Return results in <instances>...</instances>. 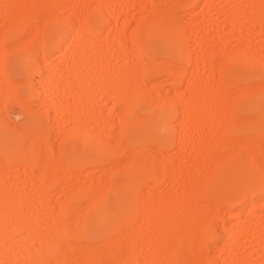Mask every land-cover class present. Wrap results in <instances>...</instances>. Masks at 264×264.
<instances>
[{
  "label": "bare ground",
  "instance_id": "1",
  "mask_svg": "<svg viewBox=\"0 0 264 264\" xmlns=\"http://www.w3.org/2000/svg\"><path fill=\"white\" fill-rule=\"evenodd\" d=\"M1 1L4 2L5 0ZM23 1H25V3ZM23 1L22 2L25 4L24 10L17 9L16 7L18 6L16 5H9L12 6L11 8L7 6L8 10L4 9L6 6H3L4 8L0 6V28H6V33L12 32V36L9 35L11 36L9 39H12V43L14 41L13 44L15 46L13 45L12 47L16 48L21 38L24 36V38L28 39L21 42H23L24 45L28 42L27 44L29 46L26 45L30 48L31 45L29 43L38 39L36 34L39 32V28L37 27L38 30L35 28L37 32L34 30V27H36L34 25L35 20H40V23L43 22V25H40L44 27L46 22L59 24L60 17L62 19L65 18L63 20H66L72 34L69 32L63 37L55 38L54 41L56 42L49 53L52 58L50 61H48L50 58L48 59V55L44 52L39 53V56H36L37 54L34 55L36 57L31 56V53L29 57V51L27 50V52L24 53L28 56L24 59L23 75L36 95H42L50 101H48V106L50 107L56 104L53 94H55L57 90L63 91L67 98L63 104H61V106L63 105L62 110H64L62 112L63 115L68 117L66 120L64 119L62 127L58 129L59 139H62L63 142L73 140L80 147L89 146L91 150H89L88 153H83L84 155L78 158H72L70 151L65 153L63 149H60L61 147L55 149L49 142L50 140L48 139L47 132H44L41 119L31 114L29 117L27 116L29 119H26L25 122L37 124L35 128L28 129L19 126V133H5L4 124L6 123H4L5 118L3 117L5 93L4 91H0V199L4 202V199L11 198L12 202H14L13 206L10 204L12 208L9 210L3 209L5 210L3 212L1 211L3 217H0V264L4 262L5 264H176V262L179 261L181 263L185 261L188 264H208L209 259L202 251L206 253V250L211 249H209V247H212L209 242L213 239L212 237L215 236L216 222H221L220 226L222 227V219L225 224L220 230L223 231L224 229V244L219 250L220 253L228 252V250H232V248L236 249L239 243L242 245V243L247 242L248 244V242L252 243L256 238H260L261 241H256V247L263 249V252L259 254V263L257 264H264V219L256 217L259 220H254L253 218V211L258 207L261 212L264 213V203L259 206L261 201L264 202V195L255 198L247 194V192L253 188H264V162L262 163L264 158L261 157L260 152L259 154L254 153L253 155L252 153L254 150L253 152L248 151L243 154L238 153L240 150L237 148L238 144L239 146L240 144L243 146V139L241 140L243 143L236 142L235 140L240 136H238V138L233 136L235 139H232H234L237 144L236 146L234 141L229 139L226 135L237 133L236 130L239 128L237 125L239 120H236L235 117H238V119L240 118V121L242 118L244 121L245 117L238 112L236 113V111L232 109V106L228 108V106H224V102L223 105L221 102H218V97H220L218 96L220 94H218V92L220 89H225L226 98L222 99L224 95L221 96V99L225 101L230 99L236 102L242 94H257V97L263 98V103L247 102L246 106L254 108L252 116L250 115L249 119L246 121H249V124L250 120L252 121L251 126L254 125L256 131L260 132L261 139H258V141L261 140L262 142L260 141V143L264 145V84H261V86L258 83V86L254 85V87H252V85L244 86L245 84H241L244 88L240 86V84H234V86L237 87H235L237 90H234L233 88H228L227 83L229 81L227 82L224 78V74L231 69L235 71L237 68H241L250 71L251 68L264 63L262 60L263 57L261 56L262 59H260L259 54L256 56L257 54L254 53L256 54L254 55L243 45V47L240 45L238 50L231 54H228L223 47L218 50L214 49V51L210 50L208 53L212 52V57L208 59L209 61L207 59V61H204L203 59L202 68L206 69L205 67L207 65H205V62H210V59L213 60L215 57L218 59L217 57H219L220 63H217L219 64V66L217 65L219 68L218 72L220 73H218L219 79H216L217 82L211 81L213 83L215 82L213 85L211 84L212 86L208 85L206 81L209 77L203 76L198 79V74L196 72H199L201 68H199L200 65H197L198 67L194 66V70L191 71L190 75L191 81H188L189 84L186 86L181 98L178 94L184 85V72L187 70L186 67L192 64L193 58L195 57H193L194 54H192V51H189V48L179 47L178 44H176V41H186L181 40L180 37L185 27L187 29V26H185L186 20L181 14L183 10H180L181 1L184 2V0H164L163 2L161 0H147V7L150 8L148 10V18L142 20L138 18V22L136 21V25L134 24L132 29L127 27L129 25H126L128 23L127 19L123 21L126 23L121 26L122 28L119 30L121 33L119 34L117 32L121 35L117 43L119 44L120 41H122V43L123 41H131L130 51L123 57L117 55L118 57L116 59H120L119 62L121 63L127 61L131 63V65L126 66L124 64L125 67L121 65V67H123L122 69L118 67V64L116 66L113 60L111 62L110 58H106V56L100 52H98L99 54L97 55L94 53L92 63L86 60L90 62V64H86L87 62L84 63V60H82V58L88 55H85L87 51H84L82 48L83 45L86 47L85 41H101L104 36H110L114 29L118 31V28H120L118 27L119 18L116 15L117 12H115V9L120 3H116L115 0V4L112 3L113 0H94L100 3H96L93 7L99 12L100 19L105 26L108 25V28L105 30L96 31L91 28V13L89 9L93 7L91 6L90 8L88 6L91 1V4H93V0L88 1V3H86L87 5L83 4V8L85 5L89 7H86L88 10L86 9L85 12H83L84 14L82 13L84 9L81 10L82 6L79 7L80 4L78 5V2L75 6H73L74 4L72 6L65 5L71 14L75 15L67 17L53 11L52 13H50L51 11L49 12L51 16L50 14L47 15L46 12L48 11H46L43 6L44 0ZM45 1L47 2V0ZM130 1L131 0H125L124 2ZM185 1V3H182L183 6L186 4L188 7L190 6V8L193 7V9H190L191 12L189 11V13H187L189 15H186V17L196 22L195 31L198 32L202 24L197 26V23L204 21L206 16L204 8L207 7L205 6L211 2L213 3L215 0ZM238 1H247L245 2V7L241 8V10L243 9L242 11L232 5L234 7L230 6L228 9H220V13L231 17V15L234 14V9H238L241 11V15L238 14L239 16H248V19H246L247 21L244 22V26L242 24V27L251 30L258 24H255L256 18L262 19L261 16H258V13L261 12L264 0H236V2ZM46 2L45 4L48 6ZM61 2L64 3L62 0ZM230 2L231 1H229V3ZM70 4L72 3L70 2ZM221 5L222 4H220V6ZM225 7L226 6H224V8ZM81 14H83V17L80 20ZM235 14L237 15V13ZM5 16H7L10 21H4L6 18ZM49 16L51 18H48ZM237 22L239 21L228 18L224 23V26H226L228 30H223V34L220 36L223 41H227L228 38H230L226 36L228 35L226 33H234L236 31V28H238ZM201 29L203 30V28ZM185 31L187 32L188 30ZM3 33L4 35L0 37L1 43L7 35L5 32ZM28 33L32 35H28ZM126 33L128 35H126ZM38 34H40V32ZM187 34L186 36L189 37ZM195 34L193 35L195 36ZM123 35L127 36L128 40L123 39ZM20 36L22 37L20 38ZM250 36L252 37V34L248 33L246 37L250 39ZM242 38H238L236 41H241L240 43L244 44ZM16 41L18 44L15 43ZM65 41H72L73 46H78V48L72 49L76 51L70 53L71 50L69 46L65 47L64 45L66 44ZM82 41L85 43L83 44ZM114 41H117V39ZM145 41H164L166 44L164 48V55L166 58L156 63V58L143 49ZM200 41H211V39L203 40L202 38ZM12 43L9 45H12ZM120 45L122 44H119V46ZM247 46H249V44H247ZM19 47L20 45L17 48ZM5 49L0 52V86H4V81H7V83L10 81L7 78L5 70V65L8 63V52L10 53V51H6L10 48L6 51ZM250 52L253 55H250ZM213 62L214 64L216 63L215 61ZM196 63L194 65H196ZM60 64H66L67 66L64 73L58 75L56 67ZM154 70H160L167 74L165 80L170 84L167 89L169 91L168 93L171 95H161L162 90H160L159 87L162 89L163 86L161 85L163 83L167 85L166 82L162 81V84H160V82L154 83L153 80L152 82L147 77V75ZM162 72L160 73L162 74ZM233 73L234 72L231 73V75H233L231 77L235 80L240 79L248 81L253 78L249 73H239L237 75ZM37 75L40 79L39 83H42V85L38 84V86H35L36 83H33L37 80ZM72 83L74 87L78 89L77 92L83 97V100L85 97V99L91 101L94 107L98 105L95 99L97 91L98 94L101 93L103 96L113 98L112 110L113 108L119 107L120 112H118L117 121L112 127L108 126L102 128V132L100 134L98 132L97 134V132L93 130L94 126L90 125L91 118H94L92 113L87 116L84 114L85 112L75 113L73 111L72 107L81 103L75 100L73 96L74 94L72 92L74 90L72 89L73 91H71V87L73 86ZM205 83L207 85L206 88L209 89V86H211V88L207 90L208 92L206 91L207 93L203 94L205 91L202 93V91L199 92V90ZM230 83L231 81L228 83L231 87L233 84ZM232 83H234V81ZM10 85L12 86V84ZM6 88L7 87H5V89ZM76 88L75 90H77ZM9 89L10 88L7 90ZM154 90L156 92L160 90V95L154 96L155 94L153 95V92L151 93V91ZM1 93L3 94L1 95ZM12 94L14 93L12 92ZM195 96H200V99ZM192 98L195 100L199 99V101H195V105H191L190 107V103L193 101ZM20 100L18 101L20 102ZM33 107L35 106L31 105V109ZM135 108L150 111V114L147 116H138L135 114L136 112L134 113ZM28 109H30V106H28ZM213 112L216 113L215 116L212 115ZM202 116L205 118L203 120L206 123L211 121L213 125H215L213 121H218V124L221 122L220 128L216 127V123L213 141H211L212 139L207 140L201 149V152L204 154L201 165H203V168H206V172L202 176L203 178L201 181H199L200 179L197 180V178V181H193L191 173V176L189 174H185L187 176L181 174V177V175L176 172L177 174H175L181 177L179 178L181 180L177 178L180 182H182V180L185 182V179L186 182L187 180L188 182L190 181L189 188L182 190V192H178L175 198L171 196V199L170 196V198L163 196L162 198L160 197V200H155L157 202L154 204L153 208H151L152 210L149 211L147 208L148 214H144L145 212L142 214H144V219H146V221H148L147 218L151 217L149 221L153 222V227L154 223H162V228L158 231H154L152 226L148 227V230L142 231L143 236H141L136 230L135 223L132 220L134 206H136L139 197L143 193L140 192V189L144 190V187H147H145V189L148 193H146L145 198H150L151 201L153 197L151 198L148 194L150 192L152 194L154 189H159L161 182L167 180L168 172H170L172 166L167 162L170 156L162 150L163 147L168 143L173 144L176 141L181 143V145L182 142L185 143V140H187L186 137L188 133H190L189 131L192 132L193 130L191 125L198 127L201 123L200 118H203ZM229 116H231V120H229ZM173 117L179 119L180 124L177 123L179 125L177 126L176 124V127L172 129L170 127L174 124V121H172ZM80 120L84 122L80 123ZM235 121H237V129L235 128L236 126H234ZM240 121L239 125L241 123ZM184 122H189V125L186 126ZM141 123H144L145 126H140ZM222 123L223 125L226 123L228 125H224V128ZM97 126L99 127L100 125ZM201 126L203 125L201 124ZM9 127L11 126L9 125ZM114 127L118 129V134L115 132L118 135L117 138L115 137L116 134H114ZM125 136H129V140L125 139ZM154 137L158 139L155 142L152 139ZM11 140H18L19 143H13ZM237 141H239V139ZM247 141H245V143ZM255 141L249 139V142H251L250 146L255 143L256 145H260L259 142L257 144V141ZM247 145L248 142L246 144V149L249 148ZM54 150H59L60 152H56L58 153L56 155V153L54 154ZM190 153L194 154L195 152ZM236 153H238L240 157L236 161L234 168L235 170H240L243 175L241 181L238 182L240 190L236 195L225 199L226 202L223 199V202L226 204L236 206L235 212L228 215L226 214V217L222 215L223 218L222 216L220 217V213L217 212L218 214L216 213V216H213L212 219H209L207 222L203 220L204 223L201 224L198 218H192L196 207L195 204L198 201L196 198L203 195L210 204L216 205L214 202L217 200V193H210V189L214 188L219 191V188L222 186V172L227 170L230 162L232 163V161L236 160ZM191 154L186 155V158H189ZM238 154L236 156H238ZM261 159L263 160L261 161ZM73 163H77V167L79 168L73 169L71 165ZM85 166H88L85 168L88 171L90 168H95L91 172L95 171L97 167L105 166L106 171H113L114 174H110V176H108L109 178L105 179V184H103V180L100 178L96 179V183H84L80 178L81 175H83L82 169ZM14 167L16 170H14ZM178 167L179 166H176V168ZM179 168H181V166ZM182 169L184 170L185 168ZM9 173L13 174L11 175L13 176L12 179H17L18 177L23 178L22 182L20 179H17L15 180L16 182L14 181L17 184L12 183L7 188L3 187L2 183ZM75 175H80V178L78 179L76 177L72 180L71 176L75 177ZM139 176L143 178L139 179ZM251 176L255 177V185L253 187H249L245 182V180ZM184 177L185 179H182ZM143 184L144 186L142 187ZM230 184L233 185V183ZM167 185L168 184H166V186ZM53 187H55L54 190L52 189ZM56 187L58 188L59 198H51L50 193L54 194V192H56L55 189H57ZM164 190L166 189H163V191ZM36 192H41V196L38 199L32 198L33 194ZM142 197L143 196L140 198ZM145 198L143 197L144 200ZM187 198L190 200L187 201ZM2 200H0V202ZM23 206H26V208H23ZM38 211L41 213L38 214ZM218 215L221 221L217 218ZM215 217L219 221L215 219ZM136 223H138V220ZM113 224L116 225L113 227ZM157 227L156 229H158ZM216 229L219 230V228ZM238 229H243V231L240 232ZM100 238H104L105 240L100 243L97 241ZM208 240L210 241L208 242ZM240 248L242 247L240 246ZM257 251L255 252V250H253L252 253H257ZM238 253L242 252L240 251ZM223 261L224 264H236V258L232 256L223 257ZM252 264H255V262H252Z\"/></svg>",
  "mask_w": 264,
  "mask_h": 264
},
{
  "label": "rangeland",
  "instance_id": "2",
  "mask_svg": "<svg viewBox=\"0 0 264 264\" xmlns=\"http://www.w3.org/2000/svg\"><path fill=\"white\" fill-rule=\"evenodd\" d=\"M23 0H5L4 2L3 1H1L0 0V2H2V3H0V6H6L4 9H6V10H8V7H12L13 5H16V6H18V7H16L17 9H20V10H24V8H25V1H23ZM56 1V2H55ZM64 3H62L61 2V0H47V2L44 0V8L46 9V11H48V12H46L47 13V15L48 14H50V13H52V11L53 12H55V13H58V14H60V15H62V16H64V17H67V16H70V15H74V14H71V12L69 11V9H67V7H65V5L66 6H72L73 4V6H75V4H77V2H78V5H79V7H81V10L82 9H84V10H82V13L83 12H85V10L87 9V8H91V6L93 7V6H95L96 5V3L98 4V2L97 1H94L93 0V4H91L92 3V1H91V3L89 2V7L88 6H86L87 4L86 3H88V1H90V0H62ZM66 1V2H65ZM116 1V3H120L118 6H117V8L115 9V12H117L116 13V15L118 16V18H119V26L118 27H120V28H118V31H116L115 29L113 30V32L111 33V35L109 36L108 35V37L107 36H104V38H102V40L101 41H85V42H83L82 41V43L84 44H86V47L83 45V50L84 51H87V52H85V55H87V56H83L84 58H82V60H84V63H86L87 61H90L91 63H92V57H94L93 55H94V53H95V55H97V54H99L98 52H100V53H102V54H104L105 56H106V58L108 57V58H110L111 59V62H112V60H113V63H115V65L117 66V64H118V67H121V65L123 66L124 64L127 66H130L131 65V63H128L127 61H122L123 63H121V62H119L120 61V59H116L118 56H120V57H123V56H126L127 55V52L128 51H130V43H131V41H123V43H122V41H120V43L119 44H122V45H120L119 46V44L117 43V42H119L118 41V38H120V36L121 35H119L120 33H121V31H119V30H121V26H123L126 22H123L124 20H128V23L126 24V25H128L127 27L129 28L130 27V29H132L133 27H134V24L136 25V21L138 22V18H139V20H142V19H146V18H148V13H149V7H147L148 5H147V0H131L130 2H124L123 0L121 1V0H115ZM114 0L112 1V3L113 4H115L114 2H115ZM139 1V2H138ZM162 2L164 1V0H161ZM220 1V2H219ZM225 3H224V2ZM229 1H231L230 3H229ZM9 4H8V3ZM23 4H22V3ZM45 2L46 3H48V6L45 4ZM59 2V3H58ZM68 2V3H67ZM70 2L72 3V4H70ZM162 2H160V3H162ZM186 1L184 0V2H182L181 1V8H180V10H183V11H181V14L183 15V18L187 21H185V26H187V29H186V27H185V29L182 31V33H181V35H180V37H181V40H186V41H176V44H178V46L179 47H183V48H186V49H188L189 48V51L191 52L192 51V54H194L193 55V62H192V64H190V65H188L187 67H186V69L188 70H185V72H184V85H183V87L180 89V93L178 94V96L179 97H181L182 98V96H183V92L185 91V89H186V86H188V84H189V82L191 81V77H190V75H191V71L192 70H194V66H196V67H198L197 65H200L199 66V68H201V70H199V72H196L197 74H198V79H200L201 77H203V76H207V77H209L208 79L210 80H208L207 79V84L208 85H213L215 82H217V80L216 79H219V75H218V66H219V64H217L218 62L220 63V60H219V57H217L218 59H216V57L213 59V60H211L210 59V62H205V65H209L208 67L206 66L205 68L206 69H204V68H202V65H203V59H204V61H207L209 58H211L212 57V52L211 53H208L210 50H213L214 51V49L216 50H218V49H221L222 47L223 48H225V50H226V52L228 53V54H231L232 52H234V51H237L238 50V48H239V46L241 45H243L244 47H246L249 51H251L253 54L254 53H256V54H254V55H256V56H258V54L260 55L259 56V58L260 59H262L261 58V56L263 57V62H264V21H263V18H264V2H263V4H262V8H261V12H259L258 13V16H261L262 17V19H259V18H256V22H255V24L256 23H258L257 25H255L256 27H253L251 30L250 29H248V28H246V27H242V24H243V26H244V22L245 21H247L246 19H248V16L247 15H242V16H239L238 14H240V12L243 10H241V8H244L245 7V5H246V3L245 2H247V1H238V2H236V0H215V1H213V3H212V5H211V3L210 4H207L205 7H207V8H204L205 10V18H204V21H202V22H200V23H197L198 25L197 26H199L200 24H202V25H200V28L198 29V30H200V31H198V32H196L195 31V26H196V22H193V20L192 19H190L189 17H186V15H189V14H187V13H189V11L191 12V10L190 9H193V7H191L190 8V6L188 7V5H184L183 6V4L182 3H185ZM222 2V3H221ZM228 2V3H227ZM60 3H61V6H60ZM100 3V2H99ZM134 3V4H133ZM138 3V4H137ZM236 3V4H235ZM238 3V4H237ZM243 3H245V4H243ZM83 4H86L85 6H84V8H83ZM220 4H222L221 6H220ZM9 5H12V6H9ZM59 5V6H58ZM77 5V6H78ZM146 5V6H145ZM211 5V6H210ZM232 5H234L235 6V8H238L239 10H241V11H239L238 9H234L235 11H237V12H235L234 11V14H232L231 15V17H229V16H225V14H223V13H220V9L222 10H224V9H228L230 6H232ZM8 6V7H7ZM56 6V7H55ZM161 6V5H160ZM218 6V7H217ZM221 8H220V7ZM223 6V7H222ZM224 6H226L225 8H224ZM228 6V7H227ZM234 6H232V7H234ZM239 6V7H238ZM87 7V8H86ZM214 7V8H213ZM65 8V9H64ZM142 8V9H141ZM146 8V9H145ZM194 8H196V7H194ZM217 8H219V9H217ZM93 9V10H92ZM88 10V9H87ZM51 11V12H50ZM68 11H69V13H68ZM50 12V13H49ZM89 12L91 13V15H90V17H91V28L92 29H94V30H96V31H103V30H105L106 28H108V25L107 26H105V24L101 21V19H100V14H99V12L97 11V9H95L94 7L93 8H91V9H89ZM263 12V13H262ZM235 13H237V15L235 14ZM84 14V13H83ZM83 14H81V16H80V20L82 19V15ZM119 14V15H118ZM241 15V14H240ZM50 16H51V14H50ZM48 17V18H51V17ZM75 16V15H74ZM245 16V17H244ZM6 17V18H5ZM4 18V21L5 20H7V21H10V19L8 20V18H7V16H5ZM210 19H209V18ZM235 17V18H234ZM247 17V18H246ZM38 18V17H37ZM36 18V19H37ZM40 18V17H39ZM47 18V19H48ZM182 18V19H183ZM226 18V19H225ZM228 18L229 19H235V20H237V21H239V22H237L238 23V28H236V31L234 32V33H226V34H228V35H226V36H228V37H230V38H228V40L227 41H223L221 38H220V36L223 34V30H228V28L226 27V26H224V23L228 20ZM42 19V18H41ZM47 19H45V20H47ZM63 19H65V18H63ZM61 17H60V20H59V24H51V23H45L44 24V27H42V25H43V22H41L40 23V20H35V22H34V25L36 26V27H34V30L37 32V27L39 28V32H40V34H38L39 32H37V37H38V39H36L35 41H31V43H29L30 45H31V47L30 48H28L27 47V45L25 44H23V42H21V41H23V40H27L28 38H24V36L22 37V36H20V38H21V41H20V43L18 44L17 43V41L15 42V43H17L18 45L16 46V48H14V47H12L14 44V41H13V43H12V39H9V37H11L12 35V32L10 33V32H7L6 33V28L4 29H1L0 28V37L1 36H3L4 35V33L3 32H5L7 35H6V38L4 39V41H2V43L0 42V52L1 51H4L3 49H5L6 47H8V48H6L5 49V51L7 50V49H9V50H7L6 52H8V51H10V53L8 52V63L5 65V70H6V75H7V78H8V80H10L8 83H7V81H4V86L5 87H7L6 89H5V87L4 86H0L2 89H4V90H2L1 88V90L0 91H4V114H3V117L5 118L4 119V123H6V124H4V132L5 133H19L20 132V129H19V126L20 127H24V128H28V129H30V128H35L36 127V125L37 124H35V123H26L25 121H26V119H29V118H27V116L29 117V115L31 114V115H34V116H36V117H38L39 119H41V122H42V127H43V129H44V132L46 133L47 132V136H48V139L50 140L49 142L51 143V145H53V147H55V149L57 148H59V147H61L60 149H63L64 150V152L65 153H67L68 151H70L71 152V155H72V158H78V157H80V156H82V155H84L83 153H88L89 152V150H91L90 149V147L89 146H85V147H80L75 141H73V140H69V141H66V142H63V140L62 139H59L60 137H59V132H58V129L60 128V127H62V124L64 123V119L66 120V118L68 117H66V115H63V112L62 111H64V110H62V107H63V105L61 106V104H63V102L65 101V99L67 98V97H65V95H64V93H63V91L62 90H57L56 92H55V94H53L54 95V99L56 100L55 101V105L54 106H48V99H46V98H44L42 95H36L33 91H32V88H31V85H29V83H27L26 82V80H25V76L23 75V70H24V59H25V57H27L28 55H29V57H30V54H31V56H34V55H36V56H39V53H42V52H44V53H46L47 55H48V61H50L52 58H51V56L49 55V53H50V51L52 50V48L54 47V44H55V42L56 41H54L55 40V38H58V37H63L65 34H67V33H71L72 34V32L69 30V28H68V25H67V22H66V20H63ZM190 19V20H189ZM189 20V21H188ZM38 21V22H37ZM42 21V20H41ZM37 22V23H36ZM45 22V21H44ZM206 22H207V24H206ZM209 22V23H208ZM1 23V22H0ZM5 23V22H4ZM7 23V22H6ZM10 23V22H9ZM79 23V22H78ZM184 23V22H183ZM261 23H263V24H261ZM8 24V23H7ZM38 24V25H37ZM40 24H42V25H40ZM241 24V25H240ZM6 25V24H5ZM125 25V26H126ZM41 26V27H40ZM189 26V27H188ZM191 26V27H190ZM194 26V27H193ZM5 27V26H4ZM37 30H36V29ZM42 28H43V30H42ZM201 28H203V30L201 29ZM241 28V29H240ZM191 29H192V31H191ZM246 29H248V30H246ZM5 30V31H4ZM185 30H188L187 32L185 31ZM194 30V31H193ZM209 30V31H208ZM254 30V31H253ZM1 31H3V32H1ZM114 31H115V33H114ZM249 31V32H248ZM119 34H118V33ZM186 32V33H185ZM195 32H196V34H195ZM188 33V34H187ZM198 33V34H197ZM204 35H203V34ZM236 33V34H235ZM248 33H250V34H252V37L250 38V39H248L246 36H247V34ZM30 33H28V35H29ZM118 36H117V35ZM186 34L189 36V37H187L186 36ZM193 34H195V36L193 35ZM246 34V35H245ZM9 35H11V36H9ZM27 35V36H28ZM30 35H32V34H30ZM126 35H128L127 33H126ZM201 35V36H200ZM203 35V36H202ZM208 35V36H207ZM15 36V35H14ZM19 36V35H18ZM191 36V37H190ZM242 36H243V38H242ZM17 37V36H16ZM29 37V36H28ZM209 37V38H208ZM211 37V38H210ZM214 37V38H213ZM128 37L127 36H125V35H123V39H126V40H128L127 39ZM190 38V39H189ZM197 39V41H196V39ZM202 38H203V40H210L211 39V41H200V40H202ZM233 38V39H232ZM238 38H242L243 39V42H244V44L243 43H240L241 41H236ZM246 38V39H245ZM7 39H9V40H7ZM117 39V41H114V40H116ZM195 39V40H194ZM230 39V40H229ZM232 39V40H231ZM235 39V40H234ZM228 41H229V43H228ZM66 42V44H64L65 45V47H68L69 46V49L71 50L70 51V53L73 51L72 49H74V48H78V46H76V45H74L73 46V44H72V41H65ZM97 42V43H96ZM164 41H145L144 42V44H143V49L148 53V54H151L152 56H154L155 58H156V63H158V61L160 62V61H162L163 60V58L165 59L166 57H165V55H164V48H165V46H166V44H165V42L163 43ZM191 42V43H190ZM201 42V43H200ZM239 42V43H238ZM247 42V43H246ZM10 43H12V45H9ZM88 43V44H87ZM23 44V45H22ZM71 44H72V46H71ZM95 44V45H94ZM162 44V45H161ZM223 44H227L226 46L225 45H223ZM247 44H249V46H250V48H249V46H247ZM20 45V47L22 48H17L18 46ZM161 45V46H160ZM164 45V46H163ZM3 46V47H2ZM15 46V45H14ZM29 46V45H28ZM87 46H88V48H87ZM242 46V47H243ZM90 47V48H89ZM129 47V48H128ZM93 48V49H92ZM108 49V50H107ZM14 50V51H13ZM27 50L29 51L27 54L28 55H25L24 53L25 52H27ZM31 50V51H30ZM88 50H90V51H88ZM111 50V51H110ZM24 51V52H23ZM40 51V52H39ZM76 51V50H75ZM75 51H73V52H75ZM195 51V52H194ZM72 52V53H73ZM90 52V53H89ZM92 52V53H91ZM124 52V53H123ZM201 52V53H200ZM250 52V55L252 54ZM114 53V54H113ZM197 53V54H196ZM112 54V55H111ZM202 56H201V55ZM204 54H205V56H204ZM211 56H210V55ZM252 54V55H253ZM92 55V56H91ZM118 55V56H117ZM199 55V56H198ZM36 56H34V57H36ZM115 58H114V57ZM210 56V57H209ZM198 59H197V58ZM202 58V59H201ZM197 59V60H196ZM207 59V60H206ZM87 60V61H86ZM209 61V60H208ZM213 61H215L216 63L214 64V62ZM72 62V61H71ZM90 62H87L86 64H90ZM197 62V63H196ZM211 62H213V63H211ZM262 62V63H263ZM112 63V64H113ZM127 63V64H126ZM196 63V65H194ZM125 65L123 66V67H125ZM218 65V66H217ZM263 65V66H262ZM66 64H60L59 66H57L56 67V71H57V74L58 75H61V74H63L64 73V71H65V69H66ZM123 67H121L120 69H122ZM214 68H216V69H214ZM62 69H63V71H62ZM213 69V70H212ZM205 71V72H204ZM216 71V72H215ZM62 72V73H61ZM160 72H162V71H160V70H154L152 73H149L148 75H147V77L152 81H154V83L156 82V83H159L160 82V84H162L163 82H166V84L167 85H165V83H163L161 86H163L162 87V89H161V87H159V89L160 90H162L161 92H160V90H159V92H156L155 90L154 91H151V93L153 92V95L154 96H157V95H160V93H161V95H167V96H169V95H171L170 93H168L169 91H168V89H167V87L168 86H170V84H168V82L165 80L166 79V77H167V74L165 73V72H162V74L160 73ZM232 72H234L233 74H239V73H246V74H250L253 78L251 79V80H248V81H243V80H238V79H234L233 77H231V76H233V75H231V73ZM165 73V74H164ZM190 73V74H189ZM0 74H1V72H0ZM220 74V73H219ZM166 76V77H165ZM36 78H37V80L35 81V82H33V83H36L35 84V86H38V84L39 85H42V83L40 84L39 82H40V79H39V76L37 75L36 76ZM162 78V79H161ZM213 78V79H212ZM224 78H225V80L228 82H230L231 81V83L230 84H233L231 87L229 86V82L227 83V85H228V88L229 89H236L237 87L236 86H234V84L235 85H239L240 84V86H243L244 84V86H250V85H252V87H254V85H256V86H258V83H259V85H263L264 83H263V81H264V63L263 64H260V65H258L257 67H254V68H251L250 69V71H248V69H241V68H237V70H235V71H233V69H231L230 71H228V72H226V74H224ZM157 79V80H156ZM186 79V80H185ZM25 80V81H24ZM39 80V81H38ZM161 80V81H160ZM12 81V82H11ZM152 81V82H153ZM163 81V82H162ZM189 81V82H188ZM211 81H215L214 83L213 82H211ZM234 81V83H232ZM6 82V83H5ZM11 82V83H10ZM257 83V84H255V83ZM71 83V82H70ZM1 84V83H0ZM10 84H12V86L10 85ZM14 84H15V86H14ZM73 84V83H72ZM241 84H243V85H241ZM18 85V86H17ZM44 85V84H43ZM204 85H206V83L204 84ZM203 85V87L199 90V92H201L202 91V93H203V91H205L203 94H205V93H207L208 91L207 90H209L210 88H211V86H209L210 88L208 89V88H206L207 87V85L206 86H204ZM261 85V86H262ZM14 86V87H13ZM29 86H30V88H29ZM34 86V85H33ZM72 86V85H71ZM234 86V87H233ZM240 86H239V88H240ZM244 86H243V88H244ZM255 86V87H256ZM42 87V86H41ZM149 87V86H148ZM236 87V88H235ZM8 88H10L9 90H7ZM75 88L76 87H74V84H73V86L71 87V91H73L72 93L74 94H72L73 96H74V98H75V100H77L78 102H80L81 104H78L77 106L75 105V106H73L72 108H73V111L76 113H79V112H85L84 114H86L87 116L88 115H90L91 113H92V116L95 118H91V121H90V119H89V121H90V125L91 126H94V131L95 132H97V134H98V132H99V134L102 132V128H105V127H112V125L117 121L116 119H117V117H118V112H120V108L119 107H116V108H113V110H112V104H113V98H110V97H106V96H103L101 93H99L98 94V91H97V94L95 95V99H96V101L98 102V105H96L95 107L94 106H92V104H91V101H88V99H85V97H84V100H83V97L81 96V95H79V92H77L78 91V89L77 90H75ZM13 89V90H12ZM73 89V90H72ZM204 89V90H203ZM242 89V88H241ZM153 90V89H152ZM237 90V89H236ZM9 91V92H8ZM32 91V92H31ZM157 91H158V89H157ZM207 91V92H206ZM232 91V90H231ZM12 92L15 94H12ZM156 92V93H155ZM63 93V94H62ZM158 93V94H157ZM201 93V94H202ZM220 93V94H219ZM3 93H1V95H2ZM218 96H220V97H218L219 99H218V102H221L222 103V105L224 104V106L225 107H227L228 106V108H230L231 106L233 107L232 109L234 110V111H236V113L238 112V113H240V115H243V117H245L244 119V121H243V118L241 119V121H240V118L238 119V117H235L236 118V120H239L241 123H240V125H239V121H238V124H237V121H235V125L234 126H236L235 128L237 129V125L239 126V128L236 130L237 131V133L235 132V134H233L232 135V133L231 134H228V135H226V136H228V138L229 139H232V138H234L235 139V137H237L238 138V136H240L238 139H239V141H237V140H235L236 142H244L245 143V141H247V139H248V145H247V147L249 146V148L248 149H246V144H247V142L245 143V145H244V143L242 144L243 146H241V144H240V146H239V144H238V147L237 148H239L238 150H239V152L238 153H241V154H243V153H247L248 151L250 152H253V150H254V152L252 153L253 155H254V153H258L259 154V152L261 153L260 155H261V157H263L264 158V145L263 144H261L260 143V141H258V139H261L260 137V132L259 131H256V128H255V126L253 125V126H251L252 124H251V120H250V124H249V121L247 122L246 120L247 119H249V117H250V115L252 116V114H253V108L254 107H252V108H250L251 106H246L247 105V102H251V103H263V98H261V97H257L256 95L257 94H255V95H250V94H248V95H246V94H242L240 97H239V99L236 101V102H233V101H231L230 99H227V100H229V101H225V100H222V99H224V98H226L225 97V95H226V92H225V89H220V91L218 92ZM222 94V95H221ZM15 97H14V96ZM64 95V96H63ZM199 95V94H198ZM224 95V96H223ZM6 96V97H5ZM13 96V97H12ZM19 96H20V98H19ZM221 96H223V98L221 99ZM195 97H198L199 99H200V96H195ZM194 97V98H195ZM197 98V99H198ZM21 99V100H20ZM64 99V100H63ZM112 99V100H111ZM196 99V98H195ZM195 99H193L192 98V102L190 103V107H191V105L192 106H194L195 105V101L197 102V101H199V99L198 100H195ZM18 100H20V102L18 101ZM21 101H23V102H21ZM46 101H47V104H46ZM70 101H71V99H70ZM244 101V102H243ZM31 102V103H30ZM50 102V101H49ZM62 102V103H61ZM83 102H85V103H83ZM88 102V103H87ZM224 102V103H223ZM227 102V103H226ZM182 103V102H181ZM180 103V104H181ZM194 103V104H193ZM220 103V104H221ZM197 104V103H196ZM31 105H33V106H35V107H33L32 109H31ZM58 105H59V107H58ZM182 106H183V103L181 104ZM28 106H30V109H28ZM60 106H61V109H60ZM98 106V107H97ZM96 107H97V109H96ZM35 108V109H34ZM101 108H103V109H100ZM110 108H111V111H110ZM44 109V110H43ZM117 109V110H116ZM143 112H142V111ZM97 111V112H96ZM112 113H110V112ZM113 111V112H112ZM136 112V113H135ZM150 111H147V110H143V109H139V108H135V110H134V113L135 114H137L138 116L140 115V116H147V115H149L150 113H149ZM61 113H62V115H61ZM110 113V114H109ZM212 114V113H211ZM210 114V115H211ZM5 115V116H4ZM6 115H7V117H6ZM76 115H78V114H76ZM85 115V116H86ZM110 115V116H109ZM212 115H216V113L215 112H213V114ZM64 116V117H63ZM2 117V118H3ZM203 117V116H202ZM217 117V116H216ZM216 117H212V118H216ZM230 117L231 116H229V120H231L230 119ZM1 118V119H2ZM7 118V119H6ZM9 118H10V120H9ZM53 118V119H52ZM234 118V119H235ZM203 119H205L204 117L201 119L200 118V124L198 125V127H196V126H194V125H191V128L193 129H191L192 130V132L191 131H189L190 133H188V135H187V137H186V139L187 140H185V143L184 142H182V145H181V143H179L178 141H176L175 143H173V144H167L165 147H163V149L162 150H164V152H166L167 153V155H169L170 157L168 158V160H167V162H168V164H170V166L172 165H174L173 167L171 166V169H170V172H168V175H167V180H164L163 182H161V184L159 185V189H154V191H152V194H153V196H152V194H151V192L148 194L152 199H151V201H150V198L149 199H147V198H145V195H146V193H148V192H146V189H145V187H144V190H142V189H140V192L143 194H141L140 192H138L139 194H141V196H143L144 198H145V200L143 199V197L142 198H140L139 197V199H138V201H137V204H136V206H134V209H133V218H132V220L134 221V225L136 226V230L138 231V233H140L141 234V236H143V233H142V231L144 232V230H148V227H151L152 226V224H153V222H151V221H149V219L151 218V217H149V218H147V220L148 221H146V219H144V214H148V210H147V208L149 209V211H151L152 209L151 208H153V206H154V204H156V202L157 201H155V200H157V199H159L160 200V197L162 198L163 196H167L168 198H170L171 196L173 197V198H175L176 196H177V194H178V192H182V190H185V189H188L189 188V186H190V181L188 182V180H187V182H186V179H185V177L184 178H182V179H185V182H184V180H182V182H180L179 180H181V179H179V178H181L182 177V175L181 174H183V176L185 175V174H189L190 175V173H191V175L193 176H191V178L193 179V181L194 180H196V178H197V180H199V181H201V179L203 178L202 176L205 174V172H206V168H203V165H201L202 164V160H203V158H204V154L201 152V149H202V146L204 145V143L207 141V140H211V141H213V137H214V132L216 131L215 130V128L216 127H219L220 128V126H221V122L218 124V121H213V122H215V125H213V123L210 121V122H208V123H206ZM8 120V121H7ZM84 120V119H83ZM81 121L80 120V123L81 122H84V121ZM202 120H203V122H202ZM13 121V122H12ZM172 121H174V124L172 125V127H170V128H174V127H176V124L177 123H179L180 124V120L179 119H177V118H175V117H173V119H172ZM8 122V123H7ZM10 122H11V124H10ZM97 122V123H96ZM185 124H186V126H188L189 125V122H184ZM211 123V124H210ZM216 123H217V126H216ZM225 123V122H224ZM233 123V122H232ZM16 124V125H15ZM46 124V125H45ZM179 124H177V126L179 125ZM201 124L203 125V126H201ZM206 124H208V125H206ZM227 124V123H226ZM226 124H224L225 126H226ZM228 124H229V122H228ZM227 124V125H228ZM237 124V125H236ZM244 124H245V126H244ZM9 125L11 126V127H9ZM97 125H100L99 127L97 126ZM222 125H223V123H222ZM223 125V126H224ZM249 125V126H248ZM71 126V125H70ZM140 126H145V124L144 123H141L140 124ZM204 126H206V127H204ZM216 126V127H215ZM223 126H222V128H223ZM225 126H224V128H225ZM251 126V127H250ZM18 127V128H17ZM214 127V128H213ZM188 128V127H187ZM250 128V129H249ZM113 129H115L114 130V134H118V129L117 128H113ZM116 132V133H115ZM239 132V133H238ZM57 133V134H56ZM53 134V135H52ZM116 134V138H117V135ZM167 134H169V133H167ZM236 134H238V135H236ZM233 136H235V137H233ZM114 137V136H113ZM259 137V138H258ZM129 136H125V139H127V140H129ZM241 138V139H240ZM153 139V141L155 142V141H157L158 139L156 138V137H154V138H152ZM234 139H232L233 141H234ZM243 139V140H242ZM249 139H253L254 141H255V139H256V141H257V144H258V142L260 143V145H263V146H260L259 144L258 145H256V141L254 142L255 144L253 145L252 144V146H250V143L251 142H249ZM62 140V141H61ZM242 140V141H241ZM245 140V141H244ZM13 143H16V144H18L19 142H18V140H11ZM235 141H234V143H235ZM253 142V141H252ZM262 142V141H261ZM233 143V144H234ZM236 144V143H235ZM234 144V145H235ZM257 147H256V146ZM182 146V147H181ZM236 146H237V144H236ZM255 146V147H254ZM72 150H71V149ZM254 148V149H253ZM257 148V149H256ZM67 149H69V150H67ZM259 149V150H258ZM75 150H77V151H75ZM246 150V151H245ZM75 151V152H74ZM258 151V152H257ZM56 152H60L59 150L58 151H56V150H54V154L56 153ZM190 152H195L194 154H191ZM198 152H200V153H198ZM238 153H236V155L238 154ZM58 153H56V155H57ZM189 154H191L190 155V157L189 158H186V155H189ZM262 154H263V156H262ZM185 155V156H184ZM235 155V159L236 160H234V161H232V163L230 162V164L228 165V167H227V170L226 171H223L222 172V186H221V188H219V191H217L216 189H214V188H212V189H210V193H214V194H216V197H217V200L214 202V204L216 203V205H212V203L210 204V202H208V200H207V198L205 197V196H203V195H201V197L200 196H198L196 199L198 200L197 202H196V204L197 203H199V204H195V210H194V215H192V218H194V217H196V218H198V220H199V222L202 224V223H204V221L205 222H207L209 219H212V217L213 216H216V213L218 212V213H220V217L222 216V215H225V217H226V214L228 215V214H230V213H234L235 212V208H236V206H234V205H230V204H226L225 202H226V200L225 199H227V198H229V197H231V196H233V195H236L237 194V192L240 190V185H239V181H241V179H242V172L240 171V170H235V168H234V166H235V163H236V161L239 159V154H238V156H236ZM172 156V157H171ZM176 156V157H175ZM238 157V158H237ZM172 159H174V160H172ZM177 159V160H176ZM187 159V160H186ZM263 159H261V161H262ZM264 161H262V163H263ZM192 163V164H191ZM72 165V167H73V169H77V168H79V167H77V163H73V164H71ZM183 165H184V167H183ZM260 165V164H259ZM176 166H181V168H176ZM88 166H85V167H83V175H81V178H80V175H75V177H73V176H71L72 177V180L73 179H75L76 177L79 179L80 178V180L82 181V182H84V183H94L95 181H96V179H98V178H100V179H102L103 181V184H105L106 183V181H105V179H108L109 177L108 176H110V174H114V172L113 171H109V170H107L106 171V167L105 166H100V167H97L96 168V170L95 171H93V172H91L93 169H95V168H90L89 169V171L87 170V169H85V168H87ZM92 167H94V166H92ZM190 169H188V168ZM18 168V167H17ZM182 168H187L186 170L184 169H182ZM104 169H105V171H104ZM205 169V170H204ZM14 170H16L15 169V167H14ZM175 170V171H174ZM109 171V172H108ZM227 171H229V172H227ZM174 172V173H173ZM176 172H178V174H180L181 175V177H180V175L178 176V175H176L177 173ZM180 172V173H179ZM182 172V173H181ZM185 172V173H184ZM12 173V172H11ZM11 173H9L7 176H6V178H5V180L3 181V183H2V185H3V187H9V185L10 184H17V183H15L16 181L15 180H19L20 179V181L22 182V180H23V178H21V177H18L17 179L16 178H13L12 179V177L13 176H11V175H13V174H11ZM176 173V174H175ZM233 173H235V174H233ZM106 174V175H105ZM109 174V175H108ZM170 175H171V177H170ZM174 176V177H173ZM185 176H187V175H185ZM10 177V178H9ZM15 177V176H14ZM169 177V178H168ZM8 178V179H7ZM143 177L142 176H139V179H142ZM179 180H178V179ZM255 177H253V176H251V177H249V178H247L246 180H245V182L247 183V185L249 186V187H253L254 185H255V179H254ZM12 179V180H11ZM196 180V181H197ZM12 181V182H11ZM15 181V182H14ZM19 181V182H20ZM198 181V182H199ZM20 182V183H21ZM101 182V183H102ZM197 182V183H198ZM96 183V182H95ZM168 184L167 186H166V184ZM230 183H233V185H231ZM235 183V184H234ZM165 184V185H164ZM102 185V184H101ZM231 185V186H230ZM144 186V184L142 185V187ZM161 186H163V187H161ZM161 187V188H160ZM166 187V188H165ZM225 187V188H224ZM54 188L55 187H53L52 189L54 190ZM57 188V187H56ZM61 188V187H60ZM147 188V187H146ZM167 188H169V189H167ZM163 189H166V190H164L163 191ZM56 190V192H54V191H52V192H54V194H52V193H50L51 195H50V197L51 198H59V193H58V188L57 189H55ZM145 191V192H144ZM165 192V193H164ZM216 192V193H215ZM138 193H137V196H138ZM222 193V194H221ZM155 194H157V195H155ZM169 194V195H168ZM219 194H220V196H219ZM247 194L250 196V197H260V196H263L264 195V188H253V189H251V190H249V192H247ZM41 196V192H36V193H34L33 194V196H32V198H35V199H38L39 197ZM170 196V197H169ZM154 197H156V198H154ZM158 197V198H157ZM172 197H171V199H172ZM199 197H200V199H199ZM223 199H224V201L225 202H223ZM0 200H2V199H0ZM5 200H6V202H5ZM190 199L189 198H187V201H189ZM217 201H219V202H217ZM144 202V203H143ZM9 203V204H8ZM228 203V202H227ZM263 201H261L260 202V204H259V206H261V204L263 205ZM13 206V204H14V202H12V200H11V198H6V199H4V202H3V200L0 202V212L2 211H5V210H9L10 208H12V206ZM149 204V205H148ZM151 205V206H150ZM218 205V206H217ZM10 206V207H9ZM148 206V207H147ZM217 209H216V208ZM222 207V208H221ZM224 207V208H223ZM23 208H26V206H23ZM3 209H5V210H3ZM214 209V210H213ZM141 210V211H140ZM142 210H143V212H142ZM217 210V211H216ZM219 210H220V212H219ZM214 211V212H213ZM216 211V212H215ZM227 211V212H226ZM260 211V212H259ZM2 212H1V218L3 217V214H2ZM139 212H141V213H139ZM145 212V213H144ZM38 214H40L41 212L40 211H38L37 212ZM142 213H144V214H142ZM191 213V214H192ZM217 213V214H218ZM261 213V214H260ZM140 214V215H139ZM149 214H150V212H149ZM253 214H254V216H253V218H254V220H259V219H257V218H262V219H264V213H262L261 212V210H260V208L258 207V208H256L254 211H253ZM143 215V216H142ZM198 215H199V217H198ZM262 215V216H261ZM205 217V218H204ZM257 217V218H256ZM218 219H219V215H218V217H217ZM216 217H215V219H217ZM222 218H223V216H222ZM195 219V218H194ZM214 219V218H213ZM217 219V220H218ZM136 220V221H135ZM137 220H138V223H136L137 222ZM151 220V219H150ZM204 220V221H203ZM220 221H221V219H219ZM218 220V221H219ZM140 222H142V223H140ZM145 223V224H144ZM217 223V226H216V228H219V230L218 229H216L215 228V236L214 237H212L213 239L210 241V240H208V242L210 243V246H212V247H209V249L210 250H206V253H205V251H202L204 254H206L207 255V257H208V259H209V263L208 264H224L223 262V257H234V258H236V264H252V262L254 263L255 262V264H257V263H259V257H260V253L261 252H263V249H259V248H257L256 246V244H257V242L256 241H259L260 240V238H256L252 243H250V242H248V244H247V242L246 243H242V245L239 243L238 244V249L236 248H232V250H228V252L226 251V252H224V253H220V249H221V247H222V245L224 244V229H223V231L222 230H220V229H222L223 228V226H224V224H225V222H224V220L222 219V224L221 225H223L222 227L220 226V223L219 222H216ZM218 223H219V225H218ZM141 224V225H140ZM157 224V225H156ZM154 223V227L152 226V229L154 230V231H158V230H160L161 228H162V226L161 225H163L162 223ZM116 224H113V227L115 226ZM147 225V226H146ZM156 225V226H155ZM159 225H160V227H159ZM138 226V227H137ZM142 226H144V227H142ZM158 226V227H157ZM220 226V227H219ZM156 227L158 228V229H156ZM155 228V229H154ZM242 228V227H241ZM240 228V229H241ZM240 229H238L240 232H242L243 231V229L242 230H240ZM103 240H105L104 238H100V239H98L97 241L98 242H100V243H102L103 242ZM261 241V240H260ZM209 243H208V245H209ZM253 243H254V245H253ZM261 243V242H260ZM262 244V243H261ZM264 244V243H263ZM240 246L242 247V248H240ZM219 247V248H218ZM216 248V249H215ZM213 249V250H212ZM234 249H235V251H234ZM248 252H247V251ZM253 250H255V252L257 251V253H252V251ZM237 251V252H236ZM242 252V253H238V252ZM249 251H250V254H249ZM246 252V253H245ZM229 253V254H228ZM232 253V254H231ZM243 253H245V254H243ZM241 254V255H240ZM247 255V256H246ZM240 256V257H239ZM212 257V258H211ZM220 257H222V258H220ZM211 258V259H210ZM243 258V259H242ZM243 260V261H242ZM238 261V262H237ZM177 263H179V264H188L187 262H183L182 261V263L179 261V262H176V264ZM3 264H5V262L3 263Z\"/></svg>",
  "mask_w": 264,
  "mask_h": 264
}]
</instances>
